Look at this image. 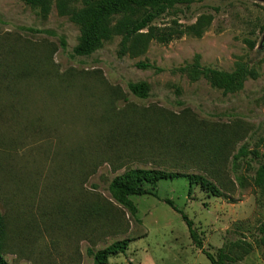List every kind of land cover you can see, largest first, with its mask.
<instances>
[{"label": "rangeland", "instance_id": "rangeland-1", "mask_svg": "<svg viewBox=\"0 0 264 264\" xmlns=\"http://www.w3.org/2000/svg\"><path fill=\"white\" fill-rule=\"evenodd\" d=\"M81 8L48 0L43 12L24 0H0L6 260L92 264L87 248L129 238L109 264H211L169 199L211 253L225 244L235 264H264V192L253 182L264 163V1L177 5L151 24V36L143 30L122 50L114 34L89 56L73 54L81 34L71 14ZM201 17L209 24L191 33L187 27ZM241 62L254 77L232 92L193 68L232 71ZM140 82L149 87L144 99L127 89ZM241 146L248 152L235 158ZM133 167L202 174L222 195L189 187L185 178L162 180L156 197H130L132 217L107 187Z\"/></svg>", "mask_w": 264, "mask_h": 264}, {"label": "trees", "instance_id": "trees-1", "mask_svg": "<svg viewBox=\"0 0 264 264\" xmlns=\"http://www.w3.org/2000/svg\"><path fill=\"white\" fill-rule=\"evenodd\" d=\"M82 4V8L72 12L71 20L80 27V38L78 44L73 49L76 56H89L95 52L102 44L103 40L114 34L122 36L120 46L124 50L132 38L139 36L143 30H148L150 36L154 29L151 24L157 19L165 15L170 9L177 5H188L193 0H75ZM24 2L40 11L46 12L48 8V0H24ZM120 15L118 19L113 17ZM209 21L202 24V17L191 25L188 30L191 33L201 32ZM112 25V26H111ZM264 32V22L260 27ZM200 30V31H198ZM180 33L183 31L180 30ZM253 48V45H250ZM138 67L147 68L148 63H138ZM191 68L184 66L179 69L185 72ZM199 70L214 87L221 88L225 92H232L240 89L244 81L249 77H254L253 68L248 63H237L232 71H222L208 67L193 66ZM127 89L137 98L144 99L148 96V84L145 82L128 83ZM245 147L241 146L235 158L247 154ZM175 178H185L189 187L197 185L199 188L212 196L222 195L217 185L202 174L181 173L177 171H167L164 169L133 167L124 171L122 174L116 175L108 183L109 198L112 202L128 211L134 217L137 214V207L130 199L131 196L150 195L156 197L153 191L156 185L162 180H172ZM255 187L264 192V163L259 165L254 175ZM144 185L151 186L152 189H145ZM93 189H97L93 185ZM108 203L111 204V201ZM164 202L173 210L181 215L185 221L189 235L196 248L200 249L206 255L211 264H235V259L229 254L226 245L216 249V253H211L203 245V240L195 228L193 222L187 218L185 214L178 210L173 202L165 199ZM98 204V203H97ZM4 220L0 213V264H10L1 249V240L4 236ZM261 241L264 243V224L259 227ZM130 239H117L112 241L105 247L94 249L87 248V254L92 258V264H109V258L126 252Z\"/></svg>", "mask_w": 264, "mask_h": 264}, {"label": "water", "instance_id": "water-1", "mask_svg": "<svg viewBox=\"0 0 264 264\" xmlns=\"http://www.w3.org/2000/svg\"><path fill=\"white\" fill-rule=\"evenodd\" d=\"M264 1V0H263Z\"/></svg>", "mask_w": 264, "mask_h": 264}]
</instances>
